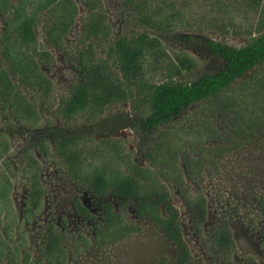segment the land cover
<instances>
[{
	"label": "rangeland",
	"instance_id": "obj_1",
	"mask_svg": "<svg viewBox=\"0 0 264 264\" xmlns=\"http://www.w3.org/2000/svg\"><path fill=\"white\" fill-rule=\"evenodd\" d=\"M43 1L0 0V72L33 111L16 115L0 101V174L7 179L4 190L0 184V264H178L176 247L148 216H162V206L141 211L137 199L90 191L92 177L110 182L118 173L140 182L145 196L149 186L162 187L188 248L183 264H264V215L256 203L264 200V66L246 71L218 99L191 104L150 138L138 131L148 115L145 88L169 77L188 83L216 71L221 61L205 41L244 46L264 32V0H68L74 11L65 29L55 27L64 23L71 3L59 0L40 11ZM85 1L97 5L94 12L104 19L105 29L95 38L83 36L90 13ZM20 6L37 11L36 52L5 32ZM138 35L159 47L141 60L135 87L121 80L113 48L118 39ZM179 60L188 62V70ZM85 68L110 75L115 95L67 114L63 105ZM39 77L48 81L42 90ZM53 129L72 140L78 155L72 170L51 139L39 143ZM27 157L38 163L42 196L37 209L25 214L21 173ZM196 195L205 209L198 225L187 204ZM224 223L234 248L219 258L208 239ZM49 227L58 237L59 261L42 253Z\"/></svg>",
	"mask_w": 264,
	"mask_h": 264
},
{
	"label": "trees",
	"instance_id": "obj_2",
	"mask_svg": "<svg viewBox=\"0 0 264 264\" xmlns=\"http://www.w3.org/2000/svg\"><path fill=\"white\" fill-rule=\"evenodd\" d=\"M58 2L59 0H45L39 9L43 11ZM60 2L71 3L68 0H61ZM71 4V9L64 8V23L61 27L55 28L65 29L68 27L74 11L73 4ZM85 7L90 13L86 16L82 25L83 36L85 38L98 37L105 29L103 16L98 12H94V10H98L97 5H91L85 1ZM36 13V9H32L31 6L15 8L5 29V32L11 31V35L18 41L19 45H23L33 52H36L33 32ZM52 28L53 26H48V34H50ZM205 44L208 50L221 61V65L216 71L200 75L188 83H176L169 77L165 81L148 85L145 88L143 95L147 104L148 115L142 119L138 127V131L144 139L150 138L160 126L177 117L191 104L218 99L221 91L242 77L246 71L264 66V32L252 36L242 47L235 48L212 41H205ZM157 47H159L158 42L145 35H138L130 39H118L114 43L113 51L118 62L121 80L137 87L136 85L139 82L136 79L141 78L139 73L140 62L144 57L153 56L151 53L156 51ZM179 63L185 70H188L186 60H179ZM12 68L14 70V63ZM107 76L111 78L110 75L107 74ZM108 78L96 68H85L83 80L66 99L63 111L67 114H74L84 110L89 104L103 103L111 99L115 95V90L111 87L112 82ZM25 79L27 80V77ZM39 79L40 81L36 82V86H39L38 88L42 90L44 88L42 85L47 84L48 81L43 77H39ZM116 82L119 81L116 80ZM0 101L10 103L9 106L16 115H30L33 112L28 101L20 93L13 90L3 72H0ZM57 133L58 131L53 129L51 133L44 135L39 143L42 145L47 138L51 139L56 154L72 170L78 157L73 149L72 140ZM2 147L3 144L0 141V154ZM37 171V161L33 157H27L21 173L26 183L25 214L37 209L42 196ZM136 174L138 175V173ZM140 178L144 180L143 177ZM6 181V175L1 173L0 184H2L3 190ZM139 184L140 182L123 173L113 175L110 182L100 176L92 177L90 181H87L90 191L95 195L102 196L106 190H110L123 201L137 199L139 201L138 209L141 211H147L146 208L148 207L162 206V216L150 213L148 216L152 222L160 227L164 237L176 247L177 263L183 264L188 259L189 252L179 231L176 211L166 203V195L162 187H159V183L147 188L146 192L149 191L147 196L144 195L145 193L140 189ZM156 186L160 189L154 192ZM256 203L264 215V200L259 199ZM187 204L191 209L193 224H200L205 216L203 197L196 195L193 197V201H189ZM76 207L79 211H83L77 203ZM58 242L56 233L52 230V227H49L43 245V255L47 258L55 255V260L59 261L62 251H58ZM208 243L210 252L215 257L228 258L234 248V242L227 224H217L209 234Z\"/></svg>",
	"mask_w": 264,
	"mask_h": 264
}]
</instances>
